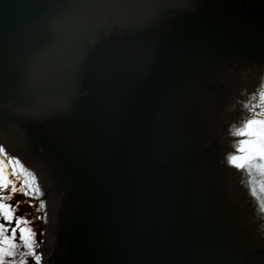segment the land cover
I'll return each instance as SVG.
<instances>
[{
	"label": "water",
	"instance_id": "water-1",
	"mask_svg": "<svg viewBox=\"0 0 264 264\" xmlns=\"http://www.w3.org/2000/svg\"><path fill=\"white\" fill-rule=\"evenodd\" d=\"M89 1L0 0V71L11 68L12 60L17 65L27 60V52L41 46L37 38L51 29V23L63 26L60 15L65 11L70 20L75 14L69 6L81 9ZM165 1L173 21L144 22L151 36L157 33L150 39L144 74L124 78L114 67L112 74L98 75L86 85L74 82L69 93L54 101L57 114L67 109L74 119L78 113L70 107L76 101L81 116L77 123L63 120V114L58 120L50 118V128L40 135L57 154L54 169L62 182L56 248L53 235H46V228L32 219L42 214H35L34 204L27 207L41 264L252 262L253 253L240 249L233 237L230 248L225 246L230 233L227 216L214 204L207 168L197 163L207 151L190 148L204 132L201 120L207 108L201 107L197 89L190 90L185 82L192 83L191 77L197 82V74L222 59L264 58V3ZM147 19L143 16L142 21ZM130 41L136 45L134 38ZM47 62H42L45 69L52 67ZM6 74L0 72V97L12 96L14 84L24 85L21 80L3 83ZM48 84L40 87V94ZM180 91L181 101L170 104L165 115L162 106ZM37 99L45 107L46 100ZM0 115L15 119L1 109ZM25 259L35 264L31 257Z\"/></svg>",
	"mask_w": 264,
	"mask_h": 264
},
{
	"label": "flooded vegetation",
	"instance_id": "flooded-vegetation-1",
	"mask_svg": "<svg viewBox=\"0 0 264 264\" xmlns=\"http://www.w3.org/2000/svg\"><path fill=\"white\" fill-rule=\"evenodd\" d=\"M97 1L99 3L95 0L89 1L81 9L68 5V9L73 10L75 14L70 20L65 11L64 15H60L64 17L63 26L59 28L56 21L51 23V29H46V33L37 38L41 46L35 47L33 52H27V60H23L20 65L15 64L16 60H12V66L15 67L8 66L7 70L0 71L1 75L7 72L8 79L2 78L3 83L13 85L21 80L24 84H14L13 89L16 91L12 96L10 94L0 97V109L15 118L0 117V145H3L8 153L21 159L25 167L36 176L34 183L41 189L38 197H24L16 193L12 199H33L35 214H42L37 222L46 228V235L50 232L51 237L53 235L55 238L53 249L59 239L58 222L62 213L58 202V188L61 189L62 182L54 169L58 160L57 154L51 144L45 142V137L40 135L50 128V118L58 120L63 114V120L72 118L74 123H77L78 116H81V107L76 101L71 104L73 108L70 107L78 113L75 119L67 109L65 112V109L60 108L62 114H57V107L53 106L57 103L54 101L61 94L71 91L70 87H73L74 82L86 85L98 75L112 74L114 67L117 68V73H124V78H129L134 72L144 74L149 60V56H145L151 47L150 39L157 35L155 30L151 36L150 25H145L144 22L173 21L172 15L167 12L169 6H165V0ZM255 1L264 3V0ZM143 16H148L149 19L142 21ZM130 38L135 39L136 45L131 44ZM36 57L39 60H35ZM31 59L34 62H30ZM45 60L48 61L46 66H52L51 68L45 69L42 66ZM197 76V82L191 77L193 82L189 84L187 80L185 85L190 90L197 89L199 100L202 101L201 107L207 109L204 110L206 115L201 113V129H204V132L198 137V143L190 148L196 152L207 151L197 163L200 168H207L209 180L212 181L210 193L212 197H216L214 204L227 216L230 233L224 238L225 246L230 248V237H233V242L240 245V249L253 253L251 264H264V211L260 210V201L264 200V195H251L247 188L246 173L235 169L226 161V154L235 151L233 142L244 138L233 133L241 126L242 121L251 115L245 104L252 105L258 100L255 94L264 82V58L222 59L220 63L208 65ZM193 77L195 78V75ZM49 81L55 82L52 87L48 84ZM47 84L49 86L40 94V87ZM90 86L89 83L88 88ZM183 94L180 91L179 95L175 94V98L162 106L165 115L170 111L169 105L180 102ZM96 95L98 94H93L94 97ZM37 96L46 100L45 107L39 105ZM14 97L12 101L11 98ZM69 125L63 123L62 126L72 128V125ZM56 129L63 131L58 124ZM157 131L158 135L163 132L162 128ZM36 134L40 136L38 139L34 137ZM40 199L45 201L43 207L39 205ZM27 207L26 203L21 205V214L27 213ZM28 216L30 218L29 214ZM43 243V248L49 253L50 248L45 245L46 242ZM47 257L51 259V256Z\"/></svg>",
	"mask_w": 264,
	"mask_h": 264
},
{
	"label": "snow or ice",
	"instance_id": "snow-or-ice-1",
	"mask_svg": "<svg viewBox=\"0 0 264 264\" xmlns=\"http://www.w3.org/2000/svg\"><path fill=\"white\" fill-rule=\"evenodd\" d=\"M255 95L258 96L255 104H245L251 115L233 133L244 138L233 142L235 151L226 154V161L246 173L249 192L260 196L264 195V82ZM34 181L36 176L21 159L0 145V264H26V257H31L35 264H41V253L35 251L36 233L31 219L27 213L19 211L21 203L32 205L33 199H12L16 193L24 197H38L41 189ZM39 205L43 207L45 201L40 199ZM260 210L264 211V200L260 201ZM21 248L26 251H20ZM17 256L19 260L15 259Z\"/></svg>",
	"mask_w": 264,
	"mask_h": 264
}]
</instances>
